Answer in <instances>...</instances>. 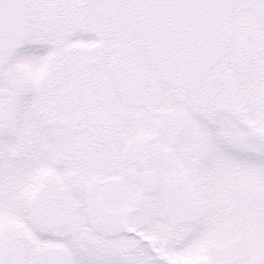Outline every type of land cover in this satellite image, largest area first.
<instances>
[{
  "label": "snow or ice",
  "instance_id": "1",
  "mask_svg": "<svg viewBox=\"0 0 264 264\" xmlns=\"http://www.w3.org/2000/svg\"><path fill=\"white\" fill-rule=\"evenodd\" d=\"M0 264H264V0H0Z\"/></svg>",
  "mask_w": 264,
  "mask_h": 264
}]
</instances>
